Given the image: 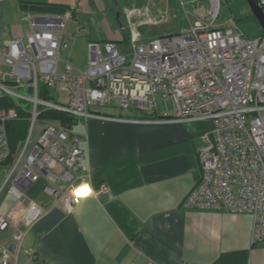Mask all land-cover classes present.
<instances>
[{
  "label": "built area",
  "instance_id": "2783aa9c",
  "mask_svg": "<svg viewBox=\"0 0 264 264\" xmlns=\"http://www.w3.org/2000/svg\"><path fill=\"white\" fill-rule=\"evenodd\" d=\"M254 1L264 13V0ZM209 2V21L200 18L187 33L142 42L130 29L128 53L120 51L116 41L90 40L83 68L62 54L68 46V23L79 6L61 12H24L27 34L0 46V99L13 103L0 108V176H4L0 191L13 183L20 187L23 202L27 199L25 189L43 180L44 191L52 196L50 205H62L67 211L86 195L109 192L105 184L96 187L90 181L92 170L80 147L83 133L75 130L73 123L44 113L56 110L86 122L93 117H114L89 110V106L154 112L155 95H169L171 111L143 119L208 120L212 124L198 147L200 177L182 206L249 214L251 242L263 241L264 31L246 37L232 19L225 27L215 25L220 0ZM81 31L78 25L76 34ZM40 86L45 88L44 96L39 95ZM18 119H26L28 132L13 152L6 123ZM37 124L39 132L34 136ZM73 188L75 195L70 191ZM29 227L18 229L0 213V231L11 229L16 250ZM10 254L0 243V264H9Z\"/></svg>",
  "mask_w": 264,
  "mask_h": 264
},
{
  "label": "crops",
  "instance_id": "0c3cea01",
  "mask_svg": "<svg viewBox=\"0 0 264 264\" xmlns=\"http://www.w3.org/2000/svg\"><path fill=\"white\" fill-rule=\"evenodd\" d=\"M45 1L79 6L77 0ZM80 10L66 32L69 43L85 31ZM24 11L19 0H0V46L27 34ZM78 25L82 31L76 34ZM88 38L117 42L120 36L96 40L89 31ZM98 111L114 117L89 118L75 130L83 133L80 147L87 153L91 183L105 184L109 192L86 195L67 211L43 206L52 200L43 180L25 189L23 202L18 186L9 183L6 193L13 201L0 212L18 229L30 226L20 249H9V264H264V240L251 242L249 214L182 206L200 177L197 152L211 121H149L117 107ZM11 242V229L0 231V243Z\"/></svg>",
  "mask_w": 264,
  "mask_h": 264
},
{
  "label": "rangeland",
  "instance_id": "374dc122",
  "mask_svg": "<svg viewBox=\"0 0 264 264\" xmlns=\"http://www.w3.org/2000/svg\"><path fill=\"white\" fill-rule=\"evenodd\" d=\"M77 1L78 2L76 3H79L81 9L78 18L80 23L85 27V31L82 33V35L71 39L70 43L68 41L69 47L67 46L68 49L64 50L63 55L65 53H68L71 56V61L79 66H84L87 54V40L89 39V31L98 35L99 38H93L96 40H103L109 35H114L115 37L120 36L119 40L117 41L118 49L120 51H123L124 53H128L127 37L129 35L130 29H133L138 33L139 41L147 42L149 39H154L161 35L187 33L190 29V25L194 24L195 21L201 18L203 22H207L210 19L209 0ZM85 3L88 4V8H86ZM246 3V0H220L218 17L215 20L214 24L223 27L227 26L229 20H233V14L240 16L241 14L247 12L249 6H247ZM45 10L46 11L43 12L49 11L48 9ZM22 17L24 19V14ZM73 20L74 19L70 20L68 23L66 29V32H68V34H70L72 31ZM25 21L27 22V20ZM129 57L130 55H128V58ZM79 66L77 67L79 68ZM59 98L63 99L64 95L61 94ZM155 98L157 104L156 110L158 112H168L173 109V100L169 95L163 98L160 94L157 93L155 95ZM101 108L113 109L114 107H99L98 105L89 106V110L97 111ZM78 122L79 123L75 125V129L79 127V125L81 124V120H79ZM35 126L34 136L39 132V125L37 124ZM10 132L13 140L15 141L16 150L17 146L19 148L27 136L28 122L26 120L10 122ZM3 178L4 176L1 174L0 184L3 181ZM7 186H9V183L6 184L0 191V211L6 210L13 201L9 194L6 193ZM18 189H20V187H18Z\"/></svg>",
  "mask_w": 264,
  "mask_h": 264
},
{
  "label": "trees",
  "instance_id": "16d2710c",
  "mask_svg": "<svg viewBox=\"0 0 264 264\" xmlns=\"http://www.w3.org/2000/svg\"><path fill=\"white\" fill-rule=\"evenodd\" d=\"M19 2H20L21 7L23 9H26V10L46 11L45 9H48L49 11H47V12H50V11L56 12L57 10H55V9L60 8V7H56V6H52V5L48 4L45 0H19ZM52 7H54L55 9H52ZM65 8L62 6L60 8L61 10H58V11H62ZM235 15L236 14H233V16H232L233 21L235 22V25L242 32V34L244 36L254 37V36H258V35L263 33V30L261 29L259 23L257 22L256 18L254 17V15L252 14L250 9H248L246 13L241 14L240 16L239 15L235 16ZM123 40H124V38H123ZM44 94H45V88L40 86L39 87V95L44 96ZM2 105L7 107V106H12L13 103L10 99L3 98L0 100V106H2ZM155 112L156 111H154V112L138 111L137 115L140 118H152V117H157V116L161 117L162 114L157 115V114H155ZM44 115L46 117L57 118V119L61 120L63 123H68V124L73 123L74 125H76V123L78 122V121L74 120L71 116H68L67 114H65L63 112L56 111V110L46 111L44 113ZM18 120H26V119H18ZM18 120H12V121H18ZM12 121H8L6 123V129H7L8 138L10 141L11 150L14 152L15 151V141L13 140V137L11 136V132H10V122H12Z\"/></svg>",
  "mask_w": 264,
  "mask_h": 264
},
{
  "label": "water",
  "instance_id": "95a60500",
  "mask_svg": "<svg viewBox=\"0 0 264 264\" xmlns=\"http://www.w3.org/2000/svg\"><path fill=\"white\" fill-rule=\"evenodd\" d=\"M247 5L249 6V9L251 10L252 14L256 18L257 22L259 23L261 29L264 31V13L262 9L255 3L254 0H246ZM50 205L49 204H43V206L46 208ZM8 248L12 250L13 248V242H11L8 245Z\"/></svg>",
  "mask_w": 264,
  "mask_h": 264
},
{
  "label": "clouds",
  "instance_id": "9594fccd",
  "mask_svg": "<svg viewBox=\"0 0 264 264\" xmlns=\"http://www.w3.org/2000/svg\"><path fill=\"white\" fill-rule=\"evenodd\" d=\"M81 187H83V185ZM70 191L72 192L73 195L76 194V189L75 188L71 189Z\"/></svg>",
  "mask_w": 264,
  "mask_h": 264
}]
</instances>
